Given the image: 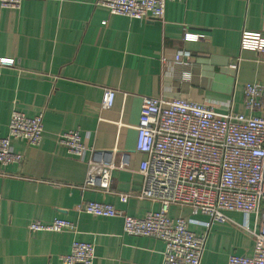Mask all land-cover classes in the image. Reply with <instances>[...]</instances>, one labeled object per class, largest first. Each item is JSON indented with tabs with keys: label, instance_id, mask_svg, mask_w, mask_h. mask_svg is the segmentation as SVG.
<instances>
[{
	"label": "crops",
	"instance_id": "0c3cea01",
	"mask_svg": "<svg viewBox=\"0 0 264 264\" xmlns=\"http://www.w3.org/2000/svg\"><path fill=\"white\" fill-rule=\"evenodd\" d=\"M97 1L26 0L18 10L0 7V58L15 60L0 65V137L7 136L14 111L44 117L42 143L13 141L24 162L0 165V264H64L75 241L94 246V264H163L164 242L125 234L123 219L84 209L100 202L136 218L160 210L158 202L137 198L144 181V155L136 151L143 99L183 98L220 114H250L244 88L264 84V53L241 49L244 32L264 37V0H179L168 3L163 21L110 15ZM186 30L202 39L184 42ZM180 51L191 53L189 64H174ZM106 90L115 92L110 110L102 108ZM68 131L80 133L87 148L82 156L59 144ZM91 152L111 153L117 165L122 154L130 156L126 169L113 171L108 191L84 188ZM121 195H131L127 204ZM170 216L207 235L202 264H228L231 255L254 253L253 238L237 225L209 228V218L188 207L173 206ZM229 216L245 222L240 213ZM55 219L75 229L30 230L34 222Z\"/></svg>",
	"mask_w": 264,
	"mask_h": 264
},
{
	"label": "built area",
	"instance_id": "2783aa9c",
	"mask_svg": "<svg viewBox=\"0 0 264 264\" xmlns=\"http://www.w3.org/2000/svg\"><path fill=\"white\" fill-rule=\"evenodd\" d=\"M25 1L0 0V7L18 10ZM175 1L179 0H98L97 5L108 9L110 15L163 21L168 3ZM201 39L202 35L188 30L183 37L187 43ZM241 49L264 53V37L244 32ZM191 60L190 52L180 51L174 64H189ZM0 65L13 66L15 60L0 58ZM244 95L250 114H220L212 105L183 98L166 101L145 97L136 141V151L144 155L139 167L144 181L137 198L158 202L160 210L136 218L113 205L89 202L85 212L94 217L121 218L125 234L164 242L163 264H202L207 235L191 231L184 218L170 216L173 206L188 207L193 215L208 217L209 228L232 223L253 238V255H231L228 264H264V84H247ZM114 102L115 92L106 90L102 108L110 110ZM43 136L42 114L28 117L14 111L7 136L0 137V165L24 162V156L13 151V141L39 146ZM59 144L76 157L87 150L78 131L60 135ZM91 154L84 188L108 191L113 171L126 169L130 156L122 154L117 165L111 153ZM130 198L131 195H121L120 201L127 204ZM1 205L0 197V216ZM232 213L242 214L244 224L234 222L229 216ZM74 229L75 225L64 219L30 225L33 233ZM61 260L64 264H94L95 248L90 243L75 241L71 253Z\"/></svg>",
	"mask_w": 264,
	"mask_h": 264
}]
</instances>
